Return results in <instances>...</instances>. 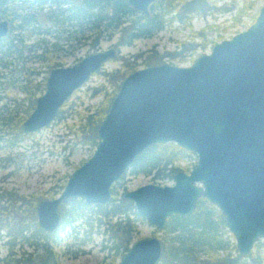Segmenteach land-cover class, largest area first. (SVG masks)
I'll list each match as a JSON object with an SVG mask.
<instances>
[{
  "label": "water",
  "instance_id": "water-1",
  "mask_svg": "<svg viewBox=\"0 0 264 264\" xmlns=\"http://www.w3.org/2000/svg\"><path fill=\"white\" fill-rule=\"evenodd\" d=\"M153 1L127 0L146 16ZM8 31L9 22L1 19L0 38ZM116 53L110 46L70 66L51 68L22 131L48 126L72 93ZM96 137L93 154L71 173L61 192L36 203L38 229L57 230L61 206L72 199L108 204L111 188L137 156L172 142L195 154L194 167L177 171L172 185L149 183L123 190L120 198L161 231L171 216L191 215L204 197L221 212L238 252L249 254L264 241V4L245 30L215 42L190 65L153 64L128 73ZM162 251L159 236L142 237L117 264H159Z\"/></svg>",
  "mask_w": 264,
  "mask_h": 264
},
{
  "label": "rangeland",
  "instance_id": "rangeland-1",
  "mask_svg": "<svg viewBox=\"0 0 264 264\" xmlns=\"http://www.w3.org/2000/svg\"><path fill=\"white\" fill-rule=\"evenodd\" d=\"M176 1L182 3L189 0ZM204 1L200 9L190 14V19L173 21L150 36H141L132 43L117 45L119 29L105 30L104 25L101 26L103 36L95 43V29L88 24L70 25L66 21L56 27L48 22L49 12L56 8L51 0H13L8 5L10 10L7 15L33 14L36 26L49 29V32L30 36L27 30L12 29L9 23L8 33L2 37L5 38L4 43L18 34H22L24 40L17 48L12 47L10 53L6 49L7 45L0 47V51H3L0 53V192L7 191L11 196H21L26 200L34 199L35 203L56 197L71 173L95 150L96 132L92 138L90 127L86 126L82 132L79 130L87 122L88 116L93 122L99 117V111L108 105L110 94L119 85V81L110 77L111 73L161 63L190 65L198 56L208 53L215 42L245 30L254 22L264 4V0ZM249 4H252V8L245 10L237 19L236 12L244 10V6ZM4 19L9 18L7 16ZM193 32L205 35L208 40L205 47L200 46L202 38L194 36ZM38 39H43V44L41 48L34 49L33 44ZM110 46L115 47L116 56L104 63L97 73L72 93L48 126L33 133H24L21 127H16L15 123L21 125L33 110L30 108L25 112L29 100L21 91V84L25 83L26 78L42 81L51 68L70 66L81 57ZM125 64L127 67H124ZM194 162L196 156L189 152L168 166L179 168L177 171H185V168V172H188ZM168 172L164 170L159 175L154 171L150 174L127 173L113 186L120 194L123 190L136 189L149 183L172 185L174 178L165 175ZM90 206L88 214L96 211L95 205ZM89 222L86 223L85 218H77L47 239L49 246L57 253L59 264H99L102 260L109 264L107 257L110 250L105 242L104 227ZM169 227L167 224L166 228L157 231L144 220L139 223L136 239L157 235L165 237L171 244L177 232H169ZM224 239L235 246V239L229 231ZM45 241L38 242L43 244ZM25 251L34 256L42 253L41 249L33 251L32 247H25ZM5 254L6 248L0 245V259ZM219 254L225 252L220 251ZM0 264L5 263L0 260Z\"/></svg>",
  "mask_w": 264,
  "mask_h": 264
},
{
  "label": "trees",
  "instance_id": "trees-1",
  "mask_svg": "<svg viewBox=\"0 0 264 264\" xmlns=\"http://www.w3.org/2000/svg\"><path fill=\"white\" fill-rule=\"evenodd\" d=\"M12 1L0 0V20L8 16L9 21H7L12 29L27 30L30 36L33 34L43 35L49 32V29L36 26L37 22L33 18V14L14 13L13 16L7 15L10 10L8 5ZM51 1L56 5V8L49 12L48 22L56 27L62 26L66 21L70 25L88 24L95 29V43H98L103 36L104 30L100 29L101 26L104 25L105 30L116 28L119 29L120 33L117 45L132 43L134 39L141 36H150L173 21L190 19V14L200 9L205 3L204 0H189L182 3L176 0H154L150 6V15L146 16L134 10L127 0ZM61 5L66 6L62 7ZM251 6L252 4L245 5L244 10H238L236 12L237 19L245 13V10L252 8ZM192 34L202 38L201 47L207 45L208 40L205 39L203 33L193 32ZM4 40L5 38H0V47L7 45L6 49L10 53L12 47L15 49L19 43L23 42L24 36L18 34L10 38L8 42L4 43ZM42 44L43 39H38L33 44L34 49L41 48ZM124 67L127 65L125 64ZM136 68L131 67L122 72L116 70L110 74V77L120 83L128 71H134ZM45 79L33 81L26 78L25 83L21 84V91L29 100L26 113L30 108H34L33 102L44 91ZM118 86L110 94L108 105L99 111V117L92 122L88 116L87 122L81 125L80 132L88 126L92 138L94 137L96 128L107 112ZM15 125L18 129L21 127L19 122H16ZM188 153L187 150L172 142L156 144L137 156L125 174H150L154 171L159 175L161 171L168 170V174L165 175L174 178L179 168L168 165H172ZM184 170L186 171L185 168ZM111 194L112 197L108 204L95 205L96 211L90 214L87 212L91 210V206L86 205L81 199H72L67 204L62 205L61 225L56 231L49 233L41 231L37 227L34 199L26 200L21 196H11L9 192L1 191L0 245L6 248V254L0 260L5 264H59L57 253L49 246L47 239L57 232H61L65 225L72 223L75 219L85 218L86 223L91 221L96 223L98 227H104L105 242L108 245L107 249L110 250L107 257L109 264H117L119 257L136 240L139 223L143 222L144 219L135 212L131 201L119 197L114 186L111 188ZM167 224L170 226L169 232H177V234L171 239V244L165 237H161L163 251L159 264H264V242L259 240L249 254H240L236 246L224 239V235L228 231L221 212L204 197L198 200L196 209L191 215L186 217L173 215L168 218ZM90 226L93 225L90 224ZM39 240L46 241L39 244ZM25 247H32L33 251L41 249L42 253L34 256L33 253L25 251ZM220 251L225 252V254H219ZM99 264H105V260Z\"/></svg>",
  "mask_w": 264,
  "mask_h": 264
},
{
  "label": "flooded vegetation",
  "instance_id": "flooded-vegetation-1",
  "mask_svg": "<svg viewBox=\"0 0 264 264\" xmlns=\"http://www.w3.org/2000/svg\"><path fill=\"white\" fill-rule=\"evenodd\" d=\"M151 4H152V3H151ZM151 4H150V6H151ZM150 6H149V7H150ZM149 15H150V13H149ZM119 197H120V196H119ZM105 205H106V204H105ZM55 231H56V230H55Z\"/></svg>",
  "mask_w": 264,
  "mask_h": 264
}]
</instances>
